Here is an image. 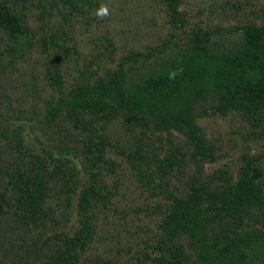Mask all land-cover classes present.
Masks as SVG:
<instances>
[{
  "label": "rangeland",
  "instance_id": "1",
  "mask_svg": "<svg viewBox=\"0 0 264 264\" xmlns=\"http://www.w3.org/2000/svg\"><path fill=\"white\" fill-rule=\"evenodd\" d=\"M6 3L23 16L28 38L17 44L0 29V169L13 170L31 155L51 163L67 160V166L74 168L68 187L55 186L46 202L48 229L42 239L73 236L80 227L81 190L96 180L103 185L107 199L89 212L93 233L76 264H161L157 258L171 257L170 244L163 243L166 239L159 227L170 196L185 192L194 179L220 184L219 171L235 180L249 161L264 166V130L238 112L197 118L205 147L199 151L178 132H160L152 125L121 118L104 122L108 143L102 159L96 161L86 157L88 149L93 150L90 126L75 127L64 117L66 93L86 69L92 79L104 77L123 59L151 52V59L139 56L131 63L138 67L130 71L131 87L133 79L155 70L165 54L184 48L195 28L219 29L218 41L225 47L243 24H262L264 0H181L180 10L187 19L183 31L169 23L159 0H95L92 5L76 4V11L74 2L66 0ZM102 5L110 15L98 19L95 13ZM56 73L61 84L53 79ZM55 110L56 121H49ZM167 158L172 164L164 167ZM259 220L237 228L234 238L251 229L264 232ZM31 236L6 233L0 240V264H47V251L27 259L30 250H38L33 247L36 236ZM188 241L182 238L177 243L183 264H199L200 251Z\"/></svg>",
  "mask_w": 264,
  "mask_h": 264
},
{
  "label": "trees",
  "instance_id": "2",
  "mask_svg": "<svg viewBox=\"0 0 264 264\" xmlns=\"http://www.w3.org/2000/svg\"><path fill=\"white\" fill-rule=\"evenodd\" d=\"M159 1L165 5L169 23L183 31L187 19L180 10L181 0ZM66 2H74L71 6L76 11L78 3L92 5L95 0ZM24 23L13 5L0 0V29L7 39L17 44L25 42L28 32L23 30ZM219 31L193 29L184 48L170 54L164 52L155 70L133 79L131 87L130 71L138 69L131 63H136L139 56L151 59V52L123 59L104 77L92 79L88 69L81 72L78 84L66 93L64 117L75 127L87 124L92 129L93 150L89 148L90 156L86 157L102 159L108 143L104 122L117 118L152 125L160 132H178L197 151L205 149L196 124L200 116L238 112L264 130V22L243 24L235 32L238 36L225 47L218 41ZM172 72L178 73L175 79H170ZM53 79L61 84L59 74ZM57 114L56 110L50 113L49 121H56ZM170 159L165 160L164 167L172 164ZM64 161L51 163L31 155L28 162L13 170L0 169V240L6 233H18L22 238L36 236L33 247L38 250L27 254L31 261L32 255L43 250L49 254L47 264H76L92 237L89 212L97 202L107 199L103 185L98 186L95 179L80 192V227L73 236L61 234L42 239L47 235L46 202L51 192L55 186L68 187L72 181L74 168ZM145 171H149L148 167ZM217 176L220 184L194 179L185 192L170 196L159 227L166 239L163 243L167 247L170 244L171 257L157 258L161 264H183V250L177 244L182 238L189 239V244L200 251L199 264H264V232L251 229L244 237L234 238L236 229H244L247 223L257 224L262 219L264 226V166L249 161L235 180L224 171Z\"/></svg>",
  "mask_w": 264,
  "mask_h": 264
},
{
  "label": "clouds",
  "instance_id": "3",
  "mask_svg": "<svg viewBox=\"0 0 264 264\" xmlns=\"http://www.w3.org/2000/svg\"><path fill=\"white\" fill-rule=\"evenodd\" d=\"M95 15L98 19H105L110 15L109 8L106 5H102L96 10ZM177 74V72L170 73V79H175Z\"/></svg>",
  "mask_w": 264,
  "mask_h": 264
}]
</instances>
